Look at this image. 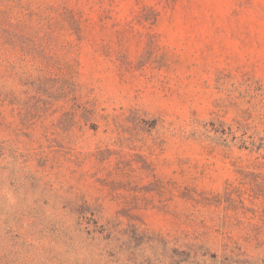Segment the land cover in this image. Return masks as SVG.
Instances as JSON below:
<instances>
[{
    "label": "rangeland",
    "instance_id": "1",
    "mask_svg": "<svg viewBox=\"0 0 264 264\" xmlns=\"http://www.w3.org/2000/svg\"><path fill=\"white\" fill-rule=\"evenodd\" d=\"M0 264H264V0H0Z\"/></svg>",
    "mask_w": 264,
    "mask_h": 264
}]
</instances>
